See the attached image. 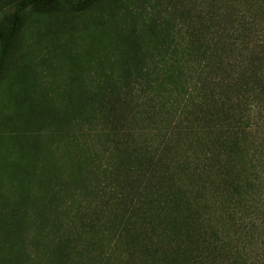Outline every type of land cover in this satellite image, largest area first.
<instances>
[{"label": "rangeland", "instance_id": "1", "mask_svg": "<svg viewBox=\"0 0 264 264\" xmlns=\"http://www.w3.org/2000/svg\"><path fill=\"white\" fill-rule=\"evenodd\" d=\"M14 1L0 0V11ZM211 37L221 43L218 51ZM122 50H129L131 62L144 68L141 75L135 69L120 71ZM252 52L260 60L250 70L259 73L252 77L249 71L247 89L230 92L227 86L247 69ZM15 55L16 82L29 80L24 91L8 84L0 89V133L12 129L8 122L12 108L5 96L37 97L50 115L31 127L36 132L28 140L34 143L26 146L23 142V146L18 140L17 153L15 139L0 138V230H10L2 235L10 248L14 222L21 227V264H70V254L84 257L88 264H106L105 256L113 261L132 250L149 255L136 237H127L121 249L114 247L115 226L121 220L103 221L99 233L89 237L95 239L90 245L85 237L78 239L84 246L82 255L70 246L56 247L61 240L77 239L70 234V224H80L70 220V211L80 202L76 196L70 198V159L94 155L86 168L96 170L106 162L100 152L103 144L87 137L78 140L85 149L90 147L87 152L70 153V115L52 118L50 114L48 101L55 110L66 107L64 90L70 84L71 64L82 68H75L72 75L79 74L88 82H110L118 73L125 75L130 85L124 92H131L132 105L143 112L134 127L154 145L165 141L164 134L169 137L174 132L176 138L170 142L175 146L166 154L167 160L184 167L176 175L183 196L187 188L197 187L191 196L194 209L180 208L198 229L194 236L190 229L187 236L185 227L179 238L192 245L191 257L162 261L151 257L137 264H192L186 263L189 259L195 264H264V0H106L82 13L34 18L25 27ZM148 79L156 83L149 86ZM205 96L214 100L212 104H220L226 114L202 126L193 125L196 129L187 132V115L180 111L193 108ZM154 111L159 114L152 117ZM19 159L21 166L15 165L14 174L9 165ZM192 174H199L195 181L189 178ZM27 177L31 184H25ZM52 197L47 217L35 220V206ZM13 202L24 208L33 204L31 218L24 221L21 212L14 220ZM131 221L148 224L152 220ZM163 221L160 228L166 225ZM163 248L169 251V244ZM10 252L7 263L15 264L17 251Z\"/></svg>", "mask_w": 264, "mask_h": 264}, {"label": "trees", "instance_id": "2", "mask_svg": "<svg viewBox=\"0 0 264 264\" xmlns=\"http://www.w3.org/2000/svg\"><path fill=\"white\" fill-rule=\"evenodd\" d=\"M105 1L15 0L11 6L1 10L0 89L8 84L12 89L19 87L20 90H25V85L29 78H20V85L18 84L19 81L16 82L15 54L25 27L34 18L54 13H82ZM214 38L211 37L216 48L214 50L218 51L217 45L221 43ZM121 54L122 57L118 61L120 71L131 72L132 69H135L136 72H139V75L144 72V68L138 66L135 62H131L132 58L129 50H122ZM253 54L255 53H250L246 60L245 67L247 69L244 73L240 74L227 86L230 92L239 89L243 90V88L247 89L249 82L246 80L245 75L249 71L252 77H256L257 73H259L257 70L255 72L250 70L256 60H260V57L256 56V54L251 59ZM75 65L71 64L72 73L75 72V68L82 70V68H77ZM255 67L257 69V65ZM72 73L70 74V84L68 83L67 88L64 90H67L66 93L64 92L67 96L66 107L62 108L61 106L60 110H55L54 107L49 106L48 101L50 114L52 118H66L70 115V153L87 152L85 150L90 149V147L85 149L78 141L83 136L103 144L104 148L100 152L104 153L106 162L96 170L95 168H86L88 161L90 163L94 162V155L82 154L79 158L70 159V198L76 196V200L80 201L78 206L73 211H70V220H79L80 224L73 226L70 224V234L77 235V239L70 237V243L68 239L61 240L56 247L59 250H65L70 246V250L76 252L77 255H82L83 253L81 254L80 251L82 250L80 249L84 250V246L77 242L78 239L85 237V240L90 245L95 239L89 237L99 233L98 230L103 221L114 222L115 220H121L115 226L114 247L121 249L125 245L127 237H136L140 243L139 245L145 247L149 255L135 254L134 250H132V254L122 253L113 261L110 256L107 258L104 255L107 260L106 264H137L151 257L155 261H162L168 258L173 260H180L183 257L190 258L193 250L192 245L182 243L179 238L184 233L183 228L185 229V227H187L185 232L187 236L191 233L190 229H192V236L198 233V229L193 226L190 217H187V214L185 215L180 208L184 207L190 211L194 209L191 203V196L196 192L195 189L197 187L187 188L183 196V189H180L182 186L178 185L176 175L183 172L184 167L178 164V161L175 162L178 164L176 165L171 163V160L169 162L167 160L166 154L175 146V144L172 145L170 142L176 138L174 132L169 137L168 134H164L162 137L166 136L165 141L158 145H154L148 139L142 138L144 132L134 127V123L141 122L143 112L132 105L131 92L128 90L124 92V89H127L130 85L125 75L118 73L121 77L110 78V82L106 80L100 81V79L88 82L81 75H72ZM153 82L156 83V80L148 79L149 86ZM197 86H200V82ZM210 96L212 97L213 95ZM213 102L214 100H208L205 96L193 108L189 110L185 108L180 111L183 112L182 115H187L189 128L187 132H192L196 129L193 125L202 126L200 123H206L210 120L216 121L220 116H223V113L226 114L220 104H217V102L212 104ZM5 103L12 108L8 117V122L11 124L12 129L6 132L2 131L0 138L15 139L12 142L14 143V151L17 153L21 148L18 140L27 144L23 143V146H30L34 143L28 140V137L33 136V133L36 132L31 127L39 122L46 121L50 115H47L48 110H43L41 99L32 97L29 94L5 96ZM150 113L152 117L159 114V112L156 113L155 111ZM180 123H177L175 127ZM171 127L173 128L174 125ZM58 130H60L59 127ZM93 144L96 145V143ZM21 161V159L19 161L14 160L13 164L9 166L13 165L12 169L15 165L19 167L21 166ZM55 167L58 169V164H55ZM15 170L14 168V174H17ZM198 175L192 174L189 178L195 181ZM25 179V184H31V177ZM78 187H81L80 192L77 190ZM166 188L169 190H166ZM77 192L79 193L76 195ZM80 196L82 197L80 198ZM48 200L46 202V198H43L41 206H35V220H44L47 217L46 210H48V205L51 206L53 203L54 197ZM29 205L32 206L33 204ZM11 206L14 220L15 217L21 216V212H23L24 221L31 218L30 206L24 208L16 202L11 203ZM147 219L152 221L148 224L131 221ZM163 220H165L166 225L164 228H160L159 225L164 223ZM193 220H196V218L193 217ZM3 225L5 226V224ZM13 226L16 231L15 228L11 230L13 231V244L10 248L5 241L8 238H3L10 230L4 233L0 230V264H8V256L10 257L11 255H8L7 251H17L15 264L21 262L18 259L19 256L21 258L22 252L20 245L22 230L21 227L19 229V227L15 226V222ZM157 228L161 230L158 231ZM14 231L18 234H15ZM146 234H149V239ZM143 236L145 238L142 239ZM166 243L169 244V251L163 248ZM10 253L12 254V252ZM58 255L63 256L62 254ZM104 256H100V259ZM12 257L15 259L14 256ZM88 261L82 256L73 258L70 254V264H88ZM186 263L195 264L196 262L189 259Z\"/></svg>", "mask_w": 264, "mask_h": 264}]
</instances>
